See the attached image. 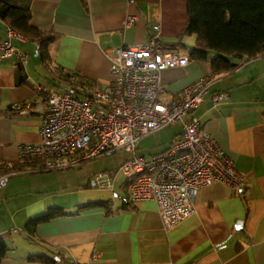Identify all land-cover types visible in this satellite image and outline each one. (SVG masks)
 Masks as SVG:
<instances>
[{"label":"crops","instance_id":"obj_1","mask_svg":"<svg viewBox=\"0 0 264 264\" xmlns=\"http://www.w3.org/2000/svg\"><path fill=\"white\" fill-rule=\"evenodd\" d=\"M3 1L27 9L31 25L57 40L49 45L46 62L38 44L28 40H10L27 56L23 67L14 57L0 59V175L4 165L18 163L19 145L39 141L42 113L32 108L40 99L35 84L46 85L51 93L78 86L101 89L110 79L111 49L147 43L156 34L154 26L162 44L174 43L187 22L186 0ZM131 16L136 20L125 29ZM6 27L0 22V41L7 40ZM182 42L191 45L189 51L193 48V37ZM189 51L177 53L187 56ZM232 62L238 64L234 71L215 76L209 61L189 60L163 71L161 100L174 99L188 85L208 78L209 93L193 116L234 161L243 180L240 191L222 183L200 188L194 215L166 232L156 204H131L119 175L112 191L91 186L93 175L116 169L125 154L107 167L85 165L114 154L67 171L14 175L0 180V239L8 247L0 264H41L31 261L36 256L54 264H264V54ZM217 93H226L228 100L213 104L211 96ZM26 106L25 114L16 110ZM180 132L181 126L174 137ZM49 209L69 216L40 223L28 233L27 222Z\"/></svg>","mask_w":264,"mask_h":264},{"label":"built area","instance_id":"obj_2","mask_svg":"<svg viewBox=\"0 0 264 264\" xmlns=\"http://www.w3.org/2000/svg\"><path fill=\"white\" fill-rule=\"evenodd\" d=\"M135 20L127 17L124 28L131 27ZM153 29L156 34L147 43L109 51L110 79L101 89L89 91L78 86L51 93L46 85L35 84L40 99L32 108L42 113L39 141L19 145L18 158L39 161L26 172L46 173L74 169L110 154H125L127 158L116 169L93 175L91 186L112 191L119 175L125 181L130 203L153 201L162 227L168 232L194 215L200 188L222 183L240 191L243 180L234 161L193 116L209 93L207 77L188 85L174 99L161 100L162 72L184 67L189 59L166 50L159 41V27ZM6 36L7 40L0 42V59L14 57L17 66L23 67L27 56L10 40L23 43L25 39L8 26ZM227 100L226 93L211 96L213 104ZM29 109L16 110L22 115ZM177 124L181 126L180 134L162 151L138 154L137 143L142 138ZM19 172L2 173L0 180ZM95 259L96 254L91 261Z\"/></svg>","mask_w":264,"mask_h":264},{"label":"trees","instance_id":"obj_3","mask_svg":"<svg viewBox=\"0 0 264 264\" xmlns=\"http://www.w3.org/2000/svg\"><path fill=\"white\" fill-rule=\"evenodd\" d=\"M186 12L187 22L177 41L163 44L164 48L172 52L180 51L185 48L182 40L193 37V48L187 55L188 59L197 62L209 61L212 76L234 71L238 67L236 62H232L234 58L246 61L264 54V0H186ZM0 22L25 40L38 44L42 61L48 60V47L57 40V36L32 26L27 9L6 6L4 1L0 0ZM210 54H213V57L210 58ZM68 76L67 74L66 77ZM38 164L39 161L36 160H19L11 167L4 165L2 169L4 173H42L30 171ZM28 169L30 170L26 172ZM20 172L17 175L21 174ZM61 216L69 214L60 209H49L29 220L25 230L33 233L38 224ZM7 252L6 243L0 239V263ZM31 261L54 264L53 260L45 256L33 257Z\"/></svg>","mask_w":264,"mask_h":264},{"label":"rangeland","instance_id":"obj_4","mask_svg":"<svg viewBox=\"0 0 264 264\" xmlns=\"http://www.w3.org/2000/svg\"><path fill=\"white\" fill-rule=\"evenodd\" d=\"M189 46L187 45L185 47V52L189 51ZM180 125L177 124L175 126H167L161 130H158L144 138H142L138 143H137V148H138V154H152L156 152L162 151L167 143L176 135V131L179 129ZM123 155L116 153L112 157L102 159L97 162H92L91 164H86V167H93L92 165H98L97 167H104V166H110V165H115L117 161L121 162L123 160L122 158ZM106 161V165L102 164L103 162ZM101 164V165H100ZM120 165V164H119ZM117 168V167H116Z\"/></svg>","mask_w":264,"mask_h":264},{"label":"water","instance_id":"obj_5","mask_svg":"<svg viewBox=\"0 0 264 264\" xmlns=\"http://www.w3.org/2000/svg\"><path fill=\"white\" fill-rule=\"evenodd\" d=\"M240 223H237V225H239Z\"/></svg>","mask_w":264,"mask_h":264}]
</instances>
